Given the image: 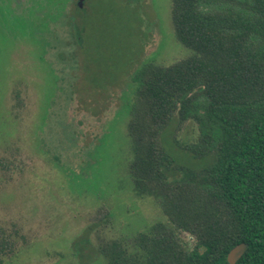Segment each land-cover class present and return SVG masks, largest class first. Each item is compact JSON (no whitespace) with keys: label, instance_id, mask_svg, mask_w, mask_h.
<instances>
[{"label":"rangeland","instance_id":"rangeland-1","mask_svg":"<svg viewBox=\"0 0 264 264\" xmlns=\"http://www.w3.org/2000/svg\"><path fill=\"white\" fill-rule=\"evenodd\" d=\"M190 54L170 0H0L1 264H107L112 241L141 260L139 234L168 220L160 195L132 189L130 77ZM175 119L163 150L204 168L210 156L180 148L197 141L196 124Z\"/></svg>","mask_w":264,"mask_h":264},{"label":"trees","instance_id":"trees-1","mask_svg":"<svg viewBox=\"0 0 264 264\" xmlns=\"http://www.w3.org/2000/svg\"><path fill=\"white\" fill-rule=\"evenodd\" d=\"M170 20L191 54L132 73L127 124L132 189L160 195L168 223L139 234L141 260L114 241L101 253L107 264H228L243 243L233 264H264V0H170ZM172 116L196 124L197 141L180 148L210 156L204 168L174 166L163 150Z\"/></svg>","mask_w":264,"mask_h":264},{"label":"water","instance_id":"water-1","mask_svg":"<svg viewBox=\"0 0 264 264\" xmlns=\"http://www.w3.org/2000/svg\"><path fill=\"white\" fill-rule=\"evenodd\" d=\"M77 6H80L79 2L77 3ZM245 244L239 243L232 247L226 254V261L228 264H233L234 261L241 255V253L245 249Z\"/></svg>","mask_w":264,"mask_h":264}]
</instances>
